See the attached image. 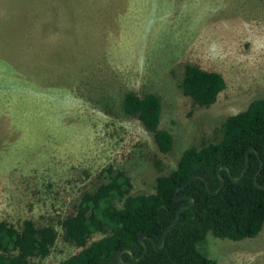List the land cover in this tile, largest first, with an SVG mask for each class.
<instances>
[{
    "label": "rangeland",
    "instance_id": "374dc122",
    "mask_svg": "<svg viewBox=\"0 0 264 264\" xmlns=\"http://www.w3.org/2000/svg\"><path fill=\"white\" fill-rule=\"evenodd\" d=\"M186 64L224 76L209 107L183 94ZM263 86L264 0H0V220L56 229L31 264L67 258L76 247L60 222L106 168L124 170L132 193L152 192ZM127 90L159 96L170 151L122 113ZM198 248L217 264H264V224L238 241L208 232Z\"/></svg>",
    "mask_w": 264,
    "mask_h": 264
},
{
    "label": "trees",
    "instance_id": "16d2710c",
    "mask_svg": "<svg viewBox=\"0 0 264 264\" xmlns=\"http://www.w3.org/2000/svg\"><path fill=\"white\" fill-rule=\"evenodd\" d=\"M180 87L195 105L207 108L225 89L226 80L217 71L186 64ZM121 110L140 120L161 152L172 149V134L160 127L158 95L147 92L139 96L127 90ZM247 157L245 174L234 181L226 167L233 177H239ZM219 166L224 184L215 192L221 183ZM104 172L98 186L83 192L73 212L60 222L64 239L76 251L52 264H121L117 254L124 248H130L136 258L142 254L140 234L145 236L147 252L135 264H217L198 248L208 232L238 241L256 236L264 224V86L262 97L226 117L218 140L186 147L175 168L156 176L152 192L132 193L131 179L124 170L109 166ZM194 174L206 182L194 178L175 194L176 187ZM191 197L193 205L181 211L164 246L155 248L153 241L161 245L165 228ZM94 234L100 237L92 239ZM56 240L52 225L40 227L25 219L18 229L0 220V264H31L29 258L46 257ZM120 258L130 260L129 252L122 251Z\"/></svg>",
    "mask_w": 264,
    "mask_h": 264
},
{
    "label": "water",
    "instance_id": "95a60500",
    "mask_svg": "<svg viewBox=\"0 0 264 264\" xmlns=\"http://www.w3.org/2000/svg\"><path fill=\"white\" fill-rule=\"evenodd\" d=\"M247 166H248V157H247V162H246V164H245V166H244V168H243V170H242V172H241V174H240V176L239 177H233L232 175H231V173H230V171H229V168H227L226 167V169H227V171H228V174H229V176L234 180V181H239L241 178H242V176L245 174V172H246V169H247ZM220 168H221V166H219L218 168H217V173H218V175H219V177H220V180H221V183H220V185L218 186V188L216 189V191L215 192H217V191H219L221 188H222V186H223V184H224V177L220 174ZM262 168V163L260 164V169ZM259 169V170H260ZM256 176H257V174L255 175V180H256ZM202 178L199 174H194V175H192L191 177H189L183 184H182V186H178V187H176V189H175V194L177 193V191L180 189V188H185L187 185H188V183L192 180V179H194V178ZM205 182H206V180L204 179V178H202ZM256 182V181H255ZM210 190V189H209ZM211 191V190H210ZM194 198L193 197H191V201L189 202V203H187V204H185V205H182V206H180L179 207V209L177 210V214H176V217H175V219L165 228V230H164V232H163V236H162V243H161V245L158 247L157 246V244L153 241V246L155 247V248H157V249H161L163 246H164V243H165V238H166V235H167V233H168V231L170 230V228H172L177 222H178V220H179V217H180V213H181V211L184 209V208H186V207H189V206H191V205H193V203H194ZM144 238H145V236L143 235V234H140L139 235V240H140V242L142 243V245H143V252H142V254L139 256V257H135L134 256V254H133V251L130 249V248H124L123 250H120L119 252H118V254H117V260L121 263V264H135L136 262H138L144 255H145V253L147 252V243L145 242V240H144ZM122 251H127V252H129V254H130V260H128V261H122L121 260V258H120V254H121V252Z\"/></svg>",
    "mask_w": 264,
    "mask_h": 264
}]
</instances>
